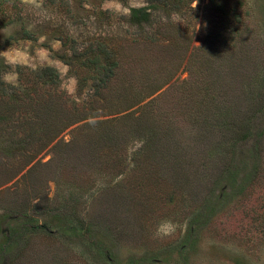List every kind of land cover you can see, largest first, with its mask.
<instances>
[{"label": "rangeland", "instance_id": "obj_1", "mask_svg": "<svg viewBox=\"0 0 264 264\" xmlns=\"http://www.w3.org/2000/svg\"><path fill=\"white\" fill-rule=\"evenodd\" d=\"M3 1L0 264H264V0Z\"/></svg>", "mask_w": 264, "mask_h": 264}, {"label": "trees", "instance_id": "obj_2", "mask_svg": "<svg viewBox=\"0 0 264 264\" xmlns=\"http://www.w3.org/2000/svg\"><path fill=\"white\" fill-rule=\"evenodd\" d=\"M2 1L3 0H0V26H4V25L12 22L15 18H17V16L14 17L13 15H11L12 13H9L7 8L2 6ZM172 2L173 3H169V1H167L165 4H162V5L165 9H167L168 8L167 6H169L171 4V6L173 8L172 10H174L177 7V4H179L178 3L179 1L172 0ZM213 2H214V0H208V3L212 4ZM215 4H217L216 6H218L217 2H215ZM217 9L221 12L223 11V8L221 6H218ZM150 18H151L150 12L147 10H143V9L132 10L131 21L135 24L148 23L150 21ZM223 24L224 23H221V25H223ZM224 27H225L224 30H226V28L228 27V23H227V25L225 23ZM18 33L22 36L30 37V33L24 27H21V29H19ZM220 35H222V33H220ZM58 56L64 62H66L70 65H74L78 60V57L75 55H66L64 53H62V54L59 53ZM92 63H95L97 65V67L99 69H101L100 71L98 70V74H100L99 79H98V81H99L98 84L100 87H102L103 84H105L109 79H111V77L114 75V71L116 70V68L118 66V61L116 59H114L113 57H111L108 53L104 54L102 62H99L97 56H95V58H92ZM4 85L5 84L2 81L1 74H0V89H3ZM98 89H100V88H98ZM263 94H264V87L262 88L261 91H259V95L261 97H263ZM152 100H154V99L151 98L146 103H143L139 108L141 109L144 105H146L147 103H149ZM260 104H261L262 108H264V101L261 100ZM11 109L9 110L10 112L15 111V107H12ZM43 109H47V108L43 107ZM116 112H118V111H116ZM251 114H252V112H249L244 116L242 115L241 120L238 123V125L236 126V128H234V130L229 132V133L227 132L226 135L223 136V138H222L223 151L230 153L233 150V148H236L240 144L241 141H244L248 138V136L250 135V132H251V127H252ZM126 116H128V112L122 114V116H118L115 119H121L122 117H126ZM72 123L73 122H70L66 125H70ZM55 136L56 135H53L50 140H52V138H54ZM157 137H160V136H156V134L154 132L150 133L149 137L145 138V141H144L145 147H146V145L150 144V142L157 140L158 139Z\"/></svg>", "mask_w": 264, "mask_h": 264}, {"label": "clouds", "instance_id": "obj_3", "mask_svg": "<svg viewBox=\"0 0 264 264\" xmlns=\"http://www.w3.org/2000/svg\"><path fill=\"white\" fill-rule=\"evenodd\" d=\"M0 55H3L4 58H5V61L7 63H9V64L15 65L16 63H18V61L15 58L9 56L6 52L5 53H0ZM15 78H16V74L14 72L11 75L6 74L4 76V80L6 82H14L15 81Z\"/></svg>", "mask_w": 264, "mask_h": 264}]
</instances>
